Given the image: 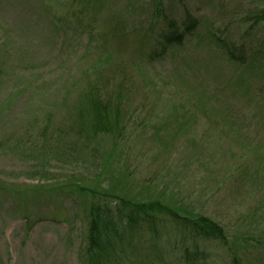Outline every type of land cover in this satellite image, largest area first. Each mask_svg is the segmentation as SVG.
Wrapping results in <instances>:
<instances>
[{
  "label": "rangeland",
  "instance_id": "obj_1",
  "mask_svg": "<svg viewBox=\"0 0 264 264\" xmlns=\"http://www.w3.org/2000/svg\"><path fill=\"white\" fill-rule=\"evenodd\" d=\"M153 4L0 0V264H80L104 195L225 236L137 237L113 264H264V22L250 20L264 0ZM193 21L162 47L170 23ZM90 85L124 95L117 139L76 137Z\"/></svg>",
  "mask_w": 264,
  "mask_h": 264
},
{
  "label": "trees",
  "instance_id": "obj_2",
  "mask_svg": "<svg viewBox=\"0 0 264 264\" xmlns=\"http://www.w3.org/2000/svg\"><path fill=\"white\" fill-rule=\"evenodd\" d=\"M153 3L154 14L158 17L163 12V0H153ZM250 20L255 25L264 22V8L258 10ZM194 25L195 21L187 23L182 34L170 23L171 30L163 36L165 42L162 47L180 44L184 33H190ZM123 100L121 92H116L114 98L104 97L95 87L88 86L80 95L75 110L73 130L76 137L83 136L87 142L100 137L117 139L127 116L122 107ZM40 189L41 186L34 187L35 192L44 191ZM93 199V205L87 208L88 223L80 264H113L135 238L154 239L170 229L190 235L185 239L187 242H194V245L211 240L223 243L225 239L222 230L207 218L181 216L177 210L159 202L134 203L119 197L110 201L107 195ZM25 222H29L27 216ZM187 253L189 255V250Z\"/></svg>",
  "mask_w": 264,
  "mask_h": 264
}]
</instances>
